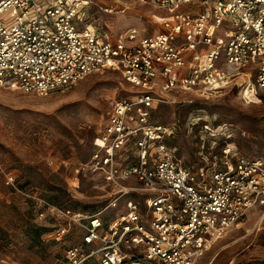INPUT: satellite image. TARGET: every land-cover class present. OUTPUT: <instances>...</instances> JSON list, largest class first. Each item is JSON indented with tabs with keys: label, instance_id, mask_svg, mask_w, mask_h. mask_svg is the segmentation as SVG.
Listing matches in <instances>:
<instances>
[{
	"label": "built area",
	"instance_id": "obj_1",
	"mask_svg": "<svg viewBox=\"0 0 264 264\" xmlns=\"http://www.w3.org/2000/svg\"><path fill=\"white\" fill-rule=\"evenodd\" d=\"M127 1L165 12L151 16L155 33L99 31L89 22L90 0H0V87L47 97L117 72L136 93L114 104L75 171L100 178L111 196L95 214L52 207L82 231L64 264H195L249 212L264 213V160L224 143L214 163H186L166 143L170 128L152 117L230 89L245 100L264 90V0ZM109 209L120 214L105 221Z\"/></svg>",
	"mask_w": 264,
	"mask_h": 264
},
{
	"label": "rangeland",
	"instance_id": "obj_2",
	"mask_svg": "<svg viewBox=\"0 0 264 264\" xmlns=\"http://www.w3.org/2000/svg\"><path fill=\"white\" fill-rule=\"evenodd\" d=\"M90 2V24L113 38L128 28L153 34L158 25L151 16L165 15L127 0ZM105 6L113 8L112 14L102 12ZM135 93L112 71L47 97L0 87V264H64L65 251L80 244L81 229L52 207L85 215L107 206L111 190L102 180L75 171L94 150L114 104ZM152 122L170 128L166 143L186 163H214L224 143L248 159L264 160V90L246 100L230 89L207 101L159 107ZM8 176L12 186L5 184ZM119 212L109 209L103 218L109 221ZM64 228L62 240L50 238ZM195 264H264V213L249 212Z\"/></svg>",
	"mask_w": 264,
	"mask_h": 264
}]
</instances>
